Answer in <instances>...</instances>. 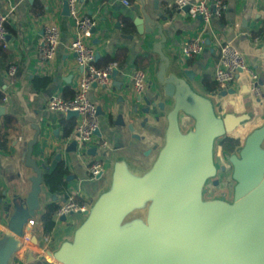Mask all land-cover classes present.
I'll return each mask as SVG.
<instances>
[{
  "label": "crops",
  "instance_id": "obj_1",
  "mask_svg": "<svg viewBox=\"0 0 264 264\" xmlns=\"http://www.w3.org/2000/svg\"><path fill=\"white\" fill-rule=\"evenodd\" d=\"M207 1L212 5L215 0ZM224 3L223 16L214 15L206 24L186 8L177 7L175 0H80L79 15H88L94 21L86 42L96 51L97 66L111 62L118 65L108 85H94L89 91L100 111L98 136L108 141L109 148L96 145L88 153H80L73 133L78 115L48 107L54 96L71 99L84 74L71 49L78 28L65 10L67 0H0L8 31L7 45L0 46V133L7 136L6 148L0 147V239L6 235L4 229L9 228L13 209L5 203L13 206L25 201L39 175L38 207L27 218L35 220L29 226L32 235L46 240L53 250L72 238L84 215L73 213L67 220L56 219L55 215V225L49 230L42 220L48 205L60 206L70 197H78L90 207L106 188L114 162L120 157L140 170L151 166L165 142L167 113L174 105L157 78L160 65L165 63L163 55L170 61L167 73L186 77L185 71H191L189 82L196 91L213 99L219 114L254 113L252 120L232 134L241 144L264 121V53H258L264 45V0ZM139 18L142 32L135 23ZM48 23L56 24L60 32L50 61L39 53ZM188 39H203L205 50L191 59L181 57V45ZM223 42L247 55L258 75L261 95L251 92L250 75L244 72L236 74L226 91L208 88L215 82L218 44ZM119 49L126 50L121 63L112 61ZM141 58L147 65L139 66ZM11 66L16 67L14 75L9 73ZM136 69L145 71L148 77L141 100L133 89L132 73ZM180 124L186 131L194 119L181 114ZM219 149L222 152L221 146ZM93 158L106 163V175H89L87 164ZM227 160L219 159V166H230ZM36 256L20 244L9 264H43Z\"/></svg>",
  "mask_w": 264,
  "mask_h": 264
},
{
  "label": "water",
  "instance_id": "obj_2",
  "mask_svg": "<svg viewBox=\"0 0 264 264\" xmlns=\"http://www.w3.org/2000/svg\"><path fill=\"white\" fill-rule=\"evenodd\" d=\"M135 23L142 32L141 18ZM258 53H264V45ZM163 59L157 78L164 95L174 99L164 144L146 170L116 159L106 188L82 213L72 238L50 250L52 263L264 264V121L226 156L234 169V198H206V183L218 170L217 141L252 120L254 113L219 114L213 99L189 82L191 71H185L186 77L167 73L170 61ZM181 114L194 119L186 131ZM251 155L255 164L247 172ZM41 182L39 175L22 203H5L13 208L7 223L19 236L28 214L38 207ZM19 248V240L6 233L0 239V264H9Z\"/></svg>",
  "mask_w": 264,
  "mask_h": 264
},
{
  "label": "built area",
  "instance_id": "obj_3",
  "mask_svg": "<svg viewBox=\"0 0 264 264\" xmlns=\"http://www.w3.org/2000/svg\"><path fill=\"white\" fill-rule=\"evenodd\" d=\"M80 0H67L69 15L76 21L78 34L71 43V49L75 54L76 63L83 67L84 74L81 77L75 95L71 99H63L54 96L48 103V107L53 110L64 112L77 111L78 120L74 127V138L80 153L88 151L96 145L109 148L106 140H101L97 134L100 126V111L98 105L92 101L89 95L90 89L94 85H108L111 78L118 71L116 62H111L105 67H98L96 64L97 54L95 49L90 46L86 39L91 36L94 26L93 19L88 15H79ZM177 7L186 8L193 16H199L207 24L212 16L221 17L225 12L224 0H215L211 5L207 0H175ZM7 15L0 12V46L7 45L8 31L6 28ZM60 40L59 28L54 23H48L44 28V38L39 47V53L44 60L50 61L54 58L57 46ZM220 59L215 72V80L218 83L217 91L222 92L230 88L236 80L238 72H244L250 75V90L256 95H261L257 73L251 66L247 55L240 48L229 42L218 44ZM206 48L203 39H188L181 45V57L194 58L201 54ZM16 67L11 66L10 75H14ZM147 74L145 71L136 69L132 73L133 89L142 99V93L147 84ZM222 169L225 174L230 176V166L223 165ZM89 175L92 178L102 176L107 171V165L100 158H93L87 164ZM89 207L85 204L78 203L74 197L60 205L56 213V219L62 216H68L72 213H84ZM34 219L28 220V227L22 236L15 234L11 229L5 228L4 231L16 237L23 249H26L39 257H43L51 262H55L53 255L50 253V247L46 240L34 239L29 226L34 224Z\"/></svg>",
  "mask_w": 264,
  "mask_h": 264
},
{
  "label": "trees",
  "instance_id": "obj_4",
  "mask_svg": "<svg viewBox=\"0 0 264 264\" xmlns=\"http://www.w3.org/2000/svg\"><path fill=\"white\" fill-rule=\"evenodd\" d=\"M125 55H126V50L125 49H119L117 55L112 59V61H119L120 63L122 61H125ZM141 63L139 64V66L143 67L145 64L147 65V61L144 58L140 59ZM144 63V65H143ZM204 80H206V76L203 79V84H204ZM206 83V82H205ZM218 87V83L215 80V82H210L208 88L211 90H215ZM0 98H3V95L0 93ZM13 120H11L10 124L13 125ZM6 134H1L0 133V147L1 148H6V146H4V142L6 143ZM222 152L225 156L235 152L237 150L238 147H240L241 144V140L239 138H236L232 135L230 136H225L223 137L220 142H219ZM63 170L60 171V173H62ZM78 203L83 204L84 201L81 198L75 197L74 198ZM60 206L56 205V204H50L46 207L43 215H42V220L46 226L47 229L51 230L54 225H55V221H54V217L57 213V210L59 209Z\"/></svg>",
  "mask_w": 264,
  "mask_h": 264
},
{
  "label": "rangeland",
  "instance_id": "obj_5",
  "mask_svg": "<svg viewBox=\"0 0 264 264\" xmlns=\"http://www.w3.org/2000/svg\"><path fill=\"white\" fill-rule=\"evenodd\" d=\"M219 142H220V140H218L216 143L215 159H217V160L220 159V161L227 160V159H225L226 157L222 155L223 153L219 149V147H220ZM226 162L228 164H230L229 160H227ZM254 164L255 163H254L253 155H251L250 166L248 167L249 169H247V172H249L251 170V168L254 167ZM220 167H221V165H220ZM227 178H228V175L223 172V169H220V172L218 173V175L215 176L213 179L209 180V183L207 185V190L205 192V197L209 198V197L224 196L227 199L232 200V198L230 196H232L233 180L232 179L228 180ZM225 183H228L227 189H226L227 193L225 195H223L222 193H220L221 190L218 188H219V186H225ZM9 229H13V228L9 227ZM49 249L51 250V248H49ZM36 257H37V260H39L43 264H54L51 261H49L43 257H38V256H36Z\"/></svg>",
  "mask_w": 264,
  "mask_h": 264
},
{
  "label": "flooded vegetation",
  "instance_id": "obj_6",
  "mask_svg": "<svg viewBox=\"0 0 264 264\" xmlns=\"http://www.w3.org/2000/svg\"><path fill=\"white\" fill-rule=\"evenodd\" d=\"M243 144V143H242ZM227 159H228V157H227ZM216 164H217V166H218V170H217V174H216V176L218 175V173L220 172V169H222V167H220L219 166V161L216 159ZM230 176L227 178L228 180H230V179H232L233 180V185H232V188H233V190H232V196H230L232 199L234 198V190H235V185H236V181L234 180V178H233V171H234V169H233V166H232V164H231V162H230ZM208 183H209V181L206 183V186H205V192H206V190H207V185H208ZM227 185H228V183H225V186H219V188L218 189H220L221 191H220V193H222L223 195H225L226 193H227Z\"/></svg>",
  "mask_w": 264,
  "mask_h": 264
}]
</instances>
